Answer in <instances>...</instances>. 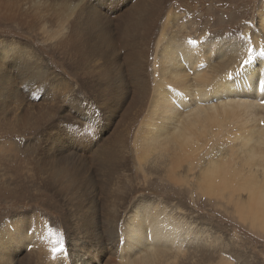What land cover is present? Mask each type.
Masks as SVG:
<instances>
[{
    "label": "bare ground",
    "instance_id": "1",
    "mask_svg": "<svg viewBox=\"0 0 264 264\" xmlns=\"http://www.w3.org/2000/svg\"><path fill=\"white\" fill-rule=\"evenodd\" d=\"M9 1L14 0H0L1 20L28 28L32 45L0 39V89L5 90L1 102L10 104L14 112L20 107L31 111L38 103L43 74L34 39L40 45L42 39L51 41L52 49L82 39L91 58L100 51L96 46L108 52L115 45L107 26L114 10L104 15L86 0L76 4L21 0L12 11ZM260 3L256 28L244 26L240 41L203 34L197 30L196 18L186 19L185 13L169 6L154 39L150 67L138 76L142 60L151 59L141 53V61L132 58V73L136 103L150 96L149 109L136 122L134 146L141 177L170 180L196 198L203 194L218 209L217 219L227 217L221 210L229 215L231 211L264 239V0ZM159 4L160 0H152L150 10L156 12ZM137 5L127 19L128 35L133 30L138 35L151 24L149 13L136 16ZM42 17L55 26L47 29ZM136 40L147 43L141 37ZM119 82L109 84L114 90ZM112 116L113 111L110 123L115 122ZM87 120L93 129L97 121ZM81 155L72 152L47 158L45 163L39 158L23 159L22 174L35 188L51 184L65 195L62 204L51 195L52 207L61 211L58 222L63 226L70 222L74 228H65L66 233L58 227L55 232L38 213L24 217L9 211L0 222V264H236L231 248L219 236L174 216L176 209L164 201L135 203L121 215L126 198L136 191L129 178L113 175L123 174V164H112L106 184L99 187L81 172ZM111 182L115 195L99 204L98 192ZM0 183L10 187L1 177ZM70 232L71 245H66ZM50 240L59 251L44 260Z\"/></svg>",
    "mask_w": 264,
    "mask_h": 264
},
{
    "label": "rangeland",
    "instance_id": "2",
    "mask_svg": "<svg viewBox=\"0 0 264 264\" xmlns=\"http://www.w3.org/2000/svg\"><path fill=\"white\" fill-rule=\"evenodd\" d=\"M50 1L56 3L61 0ZM63 1L76 4L79 0ZM86 1L90 8H96L104 15L115 11L107 22L115 40L111 51L105 52L98 45L96 47L100 51L91 58L87 54L88 45L82 39L68 43L64 49H52L51 41L42 39L40 45L34 39L31 42L39 49V66L43 74L35 108L29 111L27 107H20L14 112L10 104L1 102L5 90L0 89V177L5 184H10L7 187L0 183V222L5 220L9 211L24 217L38 213L51 224L55 232L58 227H64L65 232V228L72 230L74 225L70 222L64 226L58 222L61 211L53 208L51 203L55 200L51 195L59 204L63 203L65 195H60L51 184L45 188L36 184L35 188L34 182L22 174L26 171L22 162L24 158H39L45 163L47 158L57 159L76 152L82 154L79 157L83 162L81 172L88 173L99 187L106 184L105 175L110 172L112 164H123V174L113 175L129 178L131 187L136 191L130 198H126L121 215L131 211L135 203L164 201L169 208L176 209L174 216L195 222L197 227L206 228L211 235L219 236L220 242L231 248L236 264H264V239L252 233L246 223H240L231 211L229 215L221 210L227 217L217 219L218 209L203 194L196 198L187 192L185 186L170 180H161L155 176L151 177L153 180H144L141 177L134 146L138 126L136 122L149 109L150 96L146 94L139 104L136 103L132 73V58L138 56L137 61H141V53L151 59L147 63L142 60L138 76L143 74L146 66L150 67L156 51L154 39L163 28L169 6L185 13L186 19L196 18L197 30H202L203 34H216L227 41H240L244 26L256 28L261 0H172L170 5L166 0H160L156 12L150 10L152 0ZM20 3L21 0L9 1L12 11ZM134 3L138 4L136 16L149 13L147 17L151 24L142 28L138 35H135V30L128 35L126 23ZM223 10L225 12H221ZM83 22L84 19L80 24ZM41 23L47 29L55 26L52 20L45 17L41 18ZM28 30L0 18V39L21 41L32 48L27 40ZM137 37L145 39L147 43L144 40L138 43ZM119 80L117 88L113 90L109 82L117 84ZM143 80H147V75L143 76ZM111 111L114 112V123L109 122ZM90 117L97 121L93 129L87 120ZM145 181L149 185H145ZM111 184L98 192L99 204L115 195L113 182ZM199 202L201 205L198 206ZM70 233L66 235V245L71 242L73 232ZM56 247L55 241L50 240L44 260Z\"/></svg>",
    "mask_w": 264,
    "mask_h": 264
},
{
    "label": "snow or ice",
    "instance_id": "3",
    "mask_svg": "<svg viewBox=\"0 0 264 264\" xmlns=\"http://www.w3.org/2000/svg\"><path fill=\"white\" fill-rule=\"evenodd\" d=\"M250 59V58H249ZM249 61H245V64H247ZM54 251H59L58 249H54Z\"/></svg>",
    "mask_w": 264,
    "mask_h": 264
}]
</instances>
